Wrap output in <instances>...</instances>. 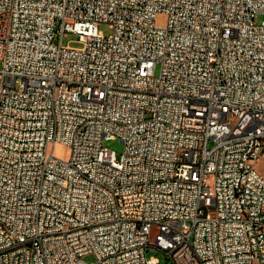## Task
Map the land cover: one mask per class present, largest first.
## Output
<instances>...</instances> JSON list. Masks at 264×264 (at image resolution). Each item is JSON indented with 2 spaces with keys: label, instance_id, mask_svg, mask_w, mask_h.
<instances>
[{
  "label": "built area",
  "instance_id": "built-area-1",
  "mask_svg": "<svg viewBox=\"0 0 264 264\" xmlns=\"http://www.w3.org/2000/svg\"><path fill=\"white\" fill-rule=\"evenodd\" d=\"M0 63V264H264V0H0Z\"/></svg>",
  "mask_w": 264,
  "mask_h": 264
},
{
  "label": "rangeland",
  "instance_id": "rangeland-1",
  "mask_svg": "<svg viewBox=\"0 0 264 264\" xmlns=\"http://www.w3.org/2000/svg\"><path fill=\"white\" fill-rule=\"evenodd\" d=\"M257 22H261L262 20V16L258 15L257 16ZM100 30H102L104 32L105 35H110L112 33V26L108 23H102L100 25ZM77 36L75 34H66V36L64 37V43L68 44L70 42L71 46L73 47H80L82 44L77 42ZM0 67L1 63H0ZM156 72L157 74L160 73V66H157L156 68ZM105 145L113 150H115L117 153H122L124 150V145L123 143L119 140V139H111L105 142ZM54 154L62 159H68L70 156V148L66 145L63 144H57L54 148ZM257 169L264 174V161L261 160L257 163ZM161 263L160 264H167L168 260L167 257L165 255V253L163 252H159L156 254ZM85 259L88 261H93L94 260V256L93 255H87L85 256Z\"/></svg>",
  "mask_w": 264,
  "mask_h": 264
}]
</instances>
